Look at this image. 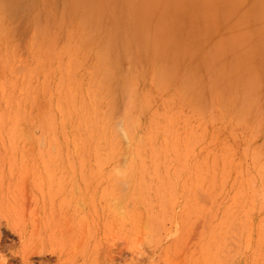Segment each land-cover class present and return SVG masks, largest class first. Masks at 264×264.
Masks as SVG:
<instances>
[{"label":"rangeland","instance_id":"rangeland-1","mask_svg":"<svg viewBox=\"0 0 264 264\" xmlns=\"http://www.w3.org/2000/svg\"><path fill=\"white\" fill-rule=\"evenodd\" d=\"M0 264H264V0H0Z\"/></svg>","mask_w":264,"mask_h":264},{"label":"bare ground","instance_id":"bare-ground-1","mask_svg":"<svg viewBox=\"0 0 264 264\" xmlns=\"http://www.w3.org/2000/svg\"><path fill=\"white\" fill-rule=\"evenodd\" d=\"M140 255V254H139Z\"/></svg>","mask_w":264,"mask_h":264}]
</instances>
